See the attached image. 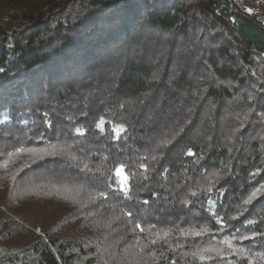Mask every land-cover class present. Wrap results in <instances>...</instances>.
I'll list each match as a JSON object with an SVG mask.
<instances>
[{
  "label": "trees",
  "instance_id": "1",
  "mask_svg": "<svg viewBox=\"0 0 264 264\" xmlns=\"http://www.w3.org/2000/svg\"><path fill=\"white\" fill-rule=\"evenodd\" d=\"M0 69V264H264L263 5L0 0Z\"/></svg>",
  "mask_w": 264,
  "mask_h": 264
},
{
  "label": "rangeland",
  "instance_id": "2",
  "mask_svg": "<svg viewBox=\"0 0 264 264\" xmlns=\"http://www.w3.org/2000/svg\"><path fill=\"white\" fill-rule=\"evenodd\" d=\"M250 2V1H249ZM16 24H14L15 26ZM153 40H161L156 35H153ZM129 49H123L120 54L126 55L128 54ZM118 60L114 61L113 67L104 68L105 71L107 69L114 70L117 68ZM122 65V63H121ZM112 66V65H111ZM108 74H111L107 72ZM101 104L100 102L98 105ZM11 139H5V145L4 148H7L6 145L10 144L11 140H13V135L10 137ZM15 141V140H14ZM44 167L49 168L47 171L52 169V171L56 170V166L52 163L51 165L47 166V163L43 164ZM42 168L40 171H38L37 174H32L33 178H39V176H42L43 173ZM51 170L49 172H52ZM49 172L47 174H49ZM47 174L43 177L45 178ZM30 184V183H29ZM19 186V185H18ZM28 186V185H25ZM11 194V195H10ZM13 196V192H9V190L5 187L4 184L0 183V254L6 255L7 253H13V251L28 248L31 246V237L33 235V232H36L37 234L41 236H45V231L42 229L41 226L34 229L32 227V223L24 219L19 215V212L21 211V206H27L28 203L23 202V200H20V205H14L11 202V198ZM13 200V198H12ZM13 203H17L16 200L13 201ZM31 207H34L33 205H30ZM36 206H39L38 204ZM20 207V208H19ZM30 207V208H31ZM25 212L29 209V207L22 208ZM51 221V220H50ZM47 223L50 224L49 220H47ZM68 228H74V225H67Z\"/></svg>",
  "mask_w": 264,
  "mask_h": 264
},
{
  "label": "snow or ice",
  "instance_id": "3",
  "mask_svg": "<svg viewBox=\"0 0 264 264\" xmlns=\"http://www.w3.org/2000/svg\"><path fill=\"white\" fill-rule=\"evenodd\" d=\"M247 11L252 12V9H247ZM0 71H3V69H0ZM104 124H105V121H104L103 117H101L100 120L97 122V125H96V126H97L98 128H101V129H102ZM123 130H124V126H123V125H117V126L113 129V131H114L115 133H117V137H116V138H119V133H120L121 131H123ZM189 154H191V153H189ZM141 167L146 168L147 166H146V165H141ZM123 169H124V165H120V166L116 169V173H115V174H116L117 178H119V177L121 176V173L123 172ZM128 179H129V177H128V175L125 173V174L123 175V180L120 181V191L123 192L125 195H126L127 192L129 191V186L127 185V180H128ZM210 190H211V189H209V191H210ZM257 191H259V189H257ZM99 195L102 196V197H106V196H107V193L101 192ZM193 195L195 196V195H197V193H193ZM255 195H256V192H253V193H252V196H255ZM246 202H247V201H246ZM144 203H147V201H144ZM128 215L131 216L132 213L129 212ZM248 223L251 224V223H254V221H248ZM137 227H139V225H137ZM141 230H143V229H141ZM200 234H201V233H197V235H200ZM255 235H256V234H253L252 237H242V238H244V239H255ZM225 243L231 244V241H225ZM200 259L203 260V259H206V257L201 256Z\"/></svg>",
  "mask_w": 264,
  "mask_h": 264
},
{
  "label": "built area",
  "instance_id": "4",
  "mask_svg": "<svg viewBox=\"0 0 264 264\" xmlns=\"http://www.w3.org/2000/svg\"><path fill=\"white\" fill-rule=\"evenodd\" d=\"M242 2L248 3L249 1L252 2V0H241ZM259 4L264 6V0H259Z\"/></svg>",
  "mask_w": 264,
  "mask_h": 264
},
{
  "label": "bare ground",
  "instance_id": "5",
  "mask_svg": "<svg viewBox=\"0 0 264 264\" xmlns=\"http://www.w3.org/2000/svg\"><path fill=\"white\" fill-rule=\"evenodd\" d=\"M253 2H258V3H259V0H252V3H253Z\"/></svg>",
  "mask_w": 264,
  "mask_h": 264
}]
</instances>
